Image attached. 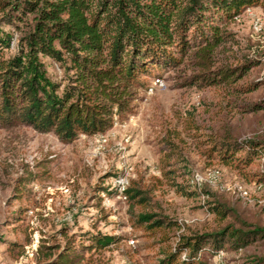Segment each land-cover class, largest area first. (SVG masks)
Masks as SVG:
<instances>
[{
    "label": "trees",
    "instance_id": "16d2710c",
    "mask_svg": "<svg viewBox=\"0 0 264 264\" xmlns=\"http://www.w3.org/2000/svg\"><path fill=\"white\" fill-rule=\"evenodd\" d=\"M252 6L264 7V0H0V129L27 125L67 143L105 133L132 114L138 93L147 87L145 77L171 72L180 88L252 93L264 82H243L259 61L222 59L235 39L230 24ZM46 57L62 68L59 79L48 74ZM243 105L249 113L264 110V102ZM189 129H196L190 136L208 157L264 185V138L203 136L201 126ZM175 136L180 139L179 132ZM175 136L170 132L161 142L163 177L179 196L198 202V208L206 206L226 223L213 231L177 233L183 224L164 215L150 192L131 181L126 190L130 216L161 245L156 264H204L205 254L218 256L264 240V227L238 217L208 183L196 180ZM35 165L40 172L18 176L9 204L28 198L27 183L50 177V161ZM109 189L98 186L97 193L116 191ZM24 213L16 209L5 225L24 222ZM59 235L63 240L40 238L36 264H109L103 254L122 240L102 233L70 234L68 226L53 237ZM31 241V236L22 242L0 235V243L19 255ZM254 264H264V256Z\"/></svg>",
    "mask_w": 264,
    "mask_h": 264
},
{
    "label": "rangeland",
    "instance_id": "374dc122",
    "mask_svg": "<svg viewBox=\"0 0 264 264\" xmlns=\"http://www.w3.org/2000/svg\"><path fill=\"white\" fill-rule=\"evenodd\" d=\"M229 29L235 39L223 49L222 59L229 64L246 58L259 61L243 83L264 82V7L248 8ZM44 62L51 78L62 76L58 63L48 57ZM145 78L147 87L138 93L132 114L116 120L105 133L80 135L67 143L53 132L41 133L27 125L0 129V235L22 242L27 236L32 238L24 255L10 252L7 244L0 243V264H36L40 238L63 240L61 235H53H58L64 226H68L70 234L92 232L121 237L103 254L109 264H156L161 245H155L154 238L135 226L130 203L116 191L97 193L98 186L114 190V179L127 170L130 183L135 181L149 191L164 215L183 224L177 233L213 231L224 225L226 222L211 214L206 206L198 208V202L179 196L163 177L159 149L170 132L173 136L180 133V139H174L194 173L209 184L218 198L241 219L264 227V185H256L238 167L208 157L198 147L200 141L190 136L196 129H189L201 126L199 132L203 136L263 139L264 110L249 113L243 104L264 102V83L252 93L237 95L217 87H177L179 79L171 72L161 77L166 85L155 87L150 94L148 87L158 77ZM42 160L50 161V177L27 183L24 186L28 198L11 200L9 204L18 176L27 170L40 172L35 164ZM239 188L248 195L243 196ZM16 209L25 211L26 220L6 226L5 220ZM258 256H264V240L240 250L224 251L220 256L205 254L203 262L254 264Z\"/></svg>",
    "mask_w": 264,
    "mask_h": 264
},
{
    "label": "built area",
    "instance_id": "2783aa9c",
    "mask_svg": "<svg viewBox=\"0 0 264 264\" xmlns=\"http://www.w3.org/2000/svg\"><path fill=\"white\" fill-rule=\"evenodd\" d=\"M165 85H166V83H165L163 78H161V77L155 78L153 81V84L148 87V92L151 94V93H153L155 87H164ZM103 141L105 142L106 139L104 138ZM128 176H129V171L127 170L126 173H122V174L118 175L114 179V182H113V188L116 190L119 197L121 199H124V200H127L126 190H127L128 186L130 185V180H129ZM201 179L202 178L199 175H196L197 181H202ZM240 190L242 191L241 193L243 196L248 195L247 191H243L242 189H240ZM102 195H103L102 197L106 196L104 193ZM30 213H33V212L31 211ZM131 243H134V241H132ZM222 254H224V252H221L219 254V256Z\"/></svg>",
    "mask_w": 264,
    "mask_h": 264
}]
</instances>
